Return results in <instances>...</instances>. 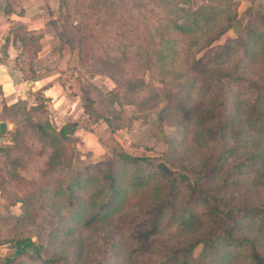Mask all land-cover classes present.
<instances>
[{
	"label": "trees",
	"instance_id": "obj_1",
	"mask_svg": "<svg viewBox=\"0 0 264 264\" xmlns=\"http://www.w3.org/2000/svg\"><path fill=\"white\" fill-rule=\"evenodd\" d=\"M137 2L136 8L150 14L157 8L153 30L160 37L176 34L183 40L187 60L176 68L177 50L165 46L172 42L163 39L160 48H153V23L147 22L139 53L147 63L152 58L160 64L170 61L174 95L126 76L123 44L115 55L96 58L95 71L113 78L124 98L134 99L135 90L146 91L149 100L166 97L170 103L161 114L174 117L171 143L200 149L198 158L184 159L182 172L174 176L145 158L115 152L71 174L78 124L56 127L48 119L47 100L35 91L28 94L30 104L18 100L9 107L21 105L24 111L10 144L0 145V184L31 185L25 200L29 217L64 211L58 220L94 230L101 246L89 243L93 253L87 264H264V14L257 12L234 37L214 45L238 20L234 0H206L195 8L190 0ZM10 34L20 48L19 70L25 79H36L40 74L34 62L37 49L29 46L31 33L19 26ZM247 65L259 67L250 79L239 74ZM39 109L41 115L32 117ZM32 155L42 158L40 185L19 173ZM70 225L64 234L72 233ZM129 228L133 244L125 247L120 234ZM77 249L84 251L81 244ZM31 258L32 264L55 262L38 250ZM14 262V256L0 260Z\"/></svg>",
	"mask_w": 264,
	"mask_h": 264
},
{
	"label": "rangeland",
	"instance_id": "obj_2",
	"mask_svg": "<svg viewBox=\"0 0 264 264\" xmlns=\"http://www.w3.org/2000/svg\"><path fill=\"white\" fill-rule=\"evenodd\" d=\"M51 1L54 5L49 10L51 16L49 24L54 37L49 41L50 57L44 58L46 62L49 61L45 65L47 68L45 72L49 68H57L56 61L63 62L60 71L63 73L62 85L67 94L65 104L72 112L70 115L72 117L65 118L59 125H55L53 113L47 104L48 119L56 127H60L65 122H76L78 124L76 130L81 129L82 132L91 134V140L86 138L84 141L86 145L83 146L81 137L75 134V130L73 135L77 141L71 145L73 148L71 174L83 170L87 165L104 161L112 157L115 152H123L129 156L145 158L156 166L162 162L173 173L175 172L174 176H179L182 172L180 169L184 166V159L195 160L200 155V149L191 145L171 143V139L176 136V128L172 127L174 117L161 114V109L170 101H166L164 96L149 100L148 93L140 90H135L134 99L129 95L124 98L115 80L106 73L96 72L94 65L96 58L104 56L105 53L115 55L123 44L128 52V60L124 67L126 76L144 80L157 92L173 94L176 87L168 81L172 70L174 71L170 61L160 64L152 58V61L147 63L139 56L143 50L142 38L147 37L144 32L145 24L155 22L157 8L153 9L154 14H150L146 9L135 7L140 3L137 0ZM190 1L192 8L206 2V0ZM234 2L238 20L232 29L214 42V45L234 37L257 12L264 14V0H234ZM153 24L152 27L150 26L153 48H160L163 39H170L172 44L166 43L165 46L172 45L178 54L173 67L185 65L186 54L181 52L183 40L176 34L160 37L157 31L153 30L157 23ZM30 38L29 46L34 50L38 49V36L31 34ZM201 54L202 52L197 56ZM42 62L43 58L35 62L36 68L41 66ZM258 68L247 65L239 74L250 79L256 75ZM32 100L33 97H28L27 94L25 101L30 104ZM23 109V106L19 105L8 110L6 119L12 124V129L8 134L9 143L5 145L10 144L14 126H18L23 119ZM42 112L43 110L39 109L31 112V116L37 117ZM27 140L32 144L29 137ZM91 144L97 149L93 151ZM37 149L38 147L34 148ZM32 156L30 163L21 167L19 173L26 181L35 180L40 185L44 182L38 175L42 158ZM30 191L31 185L27 183L0 184V260L14 256L15 264H32L31 257L38 250L42 258L55 261L53 264H87L90 254L93 253L89 243L93 242L96 247L101 246L99 236L94 230H82L70 225L65 219L58 220L59 214L65 215L64 211L58 213L55 210L41 211L34 217H29L31 208L25 200ZM69 225L73 228L72 233L66 235L63 231ZM132 233L133 230L130 228L122 230L120 235L125 240V247L132 246L130 238ZM21 242L24 244L16 246ZM77 244H81L84 248L82 253L78 252ZM21 250L26 253L19 255ZM198 250L199 248L196 249L195 254Z\"/></svg>",
	"mask_w": 264,
	"mask_h": 264
},
{
	"label": "crops",
	"instance_id": "obj_3",
	"mask_svg": "<svg viewBox=\"0 0 264 264\" xmlns=\"http://www.w3.org/2000/svg\"><path fill=\"white\" fill-rule=\"evenodd\" d=\"M54 2L51 0H0V122L5 123V132L0 133V145L8 144V134L12 129V124L6 119L9 107L18 100L27 99V94L40 91L44 99L47 100L50 111L53 113V123L59 125L65 118L70 116L67 108V94L62 85V71L60 66L63 62L56 61L57 68H49L45 72V56L50 57V40L54 37L49 21L51 16L49 10ZM21 26L27 32L38 36L39 48L37 49L34 62L43 58L41 66L37 67L36 79H25L19 70L20 48L14 43L10 31ZM47 69V68H46ZM45 72V73H44ZM82 140H91V134L76 130ZM93 151L97 148L92 145ZM91 149V148H90Z\"/></svg>",
	"mask_w": 264,
	"mask_h": 264
},
{
	"label": "water",
	"instance_id": "obj_4",
	"mask_svg": "<svg viewBox=\"0 0 264 264\" xmlns=\"http://www.w3.org/2000/svg\"><path fill=\"white\" fill-rule=\"evenodd\" d=\"M5 132V123L4 122H0V133H4ZM156 168L168 175H173L175 174V172L173 173L164 163L160 162L159 164H157Z\"/></svg>",
	"mask_w": 264,
	"mask_h": 264
}]
</instances>
